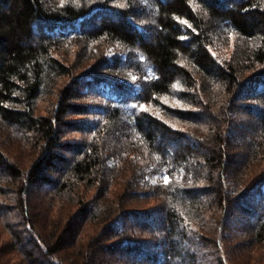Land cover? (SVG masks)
<instances>
[{
	"label": "trees",
	"instance_id": "obj_1",
	"mask_svg": "<svg viewBox=\"0 0 264 264\" xmlns=\"http://www.w3.org/2000/svg\"><path fill=\"white\" fill-rule=\"evenodd\" d=\"M71 39L90 70L53 53ZM1 128L20 140L0 135V223L26 264H229L224 220L264 242V0H0Z\"/></svg>",
	"mask_w": 264,
	"mask_h": 264
},
{
	"label": "rangeland",
	"instance_id": "obj_2",
	"mask_svg": "<svg viewBox=\"0 0 264 264\" xmlns=\"http://www.w3.org/2000/svg\"><path fill=\"white\" fill-rule=\"evenodd\" d=\"M62 1V0H60ZM83 42L80 41V39H71L69 41L64 42H58L55 49H53V53L59 57L65 64L73 66L74 71H84V70H90L91 67L94 65L96 59L99 56V51H94L93 45L91 44L89 48L83 47ZM234 41L232 40V36L226 41V44H224L221 49L223 51V54H227V56L230 55V52H232ZM112 47L109 46L108 50L110 51ZM129 74V73H128ZM69 80V77L67 76H60L55 79V85L54 88L52 87L51 91L52 93L41 95L37 102H36V112L37 113H46L49 109L50 100L52 98H55V94H57L58 87L62 86L63 83H67ZM179 104V103H178ZM181 105V104H180ZM230 119H234L237 117L234 113H229ZM8 132V129H0V135L2 133V137L5 138V134ZM72 135V136H71ZM71 137H78L79 134L76 132H72L70 134ZM15 138V137H14ZM7 141H10L13 144H17L20 139H7ZM28 149H21L20 150V156L23 158H26ZM231 168V167H229ZM229 168H226L223 170L224 174V185L227 187V190L229 194L232 196H239L243 193V188L240 183L235 182L234 179L237 176L234 173H230L228 171ZM239 175V174H238ZM248 174H244V177H247ZM166 176H149L148 180L150 182L156 183V182H162L165 181ZM239 179V176H238ZM118 184H115L114 187H116ZM120 187V186H119ZM118 187V189H119ZM94 190L90 189L89 193H92ZM11 205L10 211L13 213V211H17L15 202H9ZM156 204V200L154 197L147 198V199H138V202L136 204L139 208H148L152 205ZM9 211V212H10ZM56 212V211H55ZM8 213V212H5ZM208 216V224L205 227V233L208 237H215L217 229L215 227L214 220L219 221L220 217V210L214 208L211 211H207ZM18 218L17 215L14 213V219ZM231 219V218H230ZM228 219L227 221L224 220L223 229L221 230V233L223 234V244L224 249L226 251V255L228 258L229 264H264V242L263 243H251L247 242V237H244L243 230L241 227L237 228L232 221ZM239 220H244L243 217H237ZM252 218H250L251 220ZM95 230V228L90 225L87 227V230L85 232L86 238ZM241 232V233H240ZM10 240V234L5 229V227L2 226L0 223V261L4 264H26L25 261H23L22 253L20 252L19 248H16L13 246V244L9 243ZM229 244H232V248H227ZM18 249V250H17ZM46 264V263H44Z\"/></svg>",
	"mask_w": 264,
	"mask_h": 264
},
{
	"label": "snow or ice",
	"instance_id": "obj_3",
	"mask_svg": "<svg viewBox=\"0 0 264 264\" xmlns=\"http://www.w3.org/2000/svg\"><path fill=\"white\" fill-rule=\"evenodd\" d=\"M164 179H165V183L167 184V183H168V178H167V177H165Z\"/></svg>",
	"mask_w": 264,
	"mask_h": 264
}]
</instances>
